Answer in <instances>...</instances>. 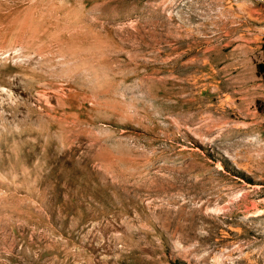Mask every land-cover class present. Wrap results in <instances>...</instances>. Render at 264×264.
I'll return each instance as SVG.
<instances>
[{
	"label": "rangeland",
	"instance_id": "374dc122",
	"mask_svg": "<svg viewBox=\"0 0 264 264\" xmlns=\"http://www.w3.org/2000/svg\"><path fill=\"white\" fill-rule=\"evenodd\" d=\"M263 39L264 0H0V264H264Z\"/></svg>",
	"mask_w": 264,
	"mask_h": 264
},
{
	"label": "bare ground",
	"instance_id": "6f19581e",
	"mask_svg": "<svg viewBox=\"0 0 264 264\" xmlns=\"http://www.w3.org/2000/svg\"><path fill=\"white\" fill-rule=\"evenodd\" d=\"M170 86V84H169ZM187 88H189L190 90V87L187 86ZM173 89H175L173 87ZM188 90V89H186ZM170 91V89L166 88V84L165 83H162L160 84V93L163 94V95H167L169 94L168 92ZM171 94V93H170ZM169 94V95H170ZM166 97V96H165ZM192 98V94L191 96H189ZM188 97V98H189ZM197 101L193 98V100H188L187 98L183 99V100H179V102L175 103L176 106H173V108H176L177 106L179 107V105H184V106H188L187 108L192 110L193 108V104H196ZM178 109V108H177ZM199 119V114L193 116V117H189V121L192 123L194 121H197ZM187 205H184L181 209H180V213H179V217H172L173 221L171 223L172 227H179L178 229H181L183 230L182 233H184L187 237L189 238H192V237H196L200 240V243H208V242H212L213 241V237H214V231L213 229L211 228V232L208 236H204V237H201L199 236L196 231H197V223L199 220H203V217L200 219L198 218V220H196V217L193 218L191 224L189 225H185L183 224L185 219H184V209ZM255 209H257L256 206H254ZM180 218V220H179ZM250 219V220H249ZM249 221L246 222L245 225H243L241 228H239L238 230H233L234 232H236L237 236L242 238V237H249L251 234H256L260 237H264V220H261L259 221V219L253 217V216H249L248 218ZM259 224V225H258ZM229 246V244L227 245ZM229 257V252H227L223 257H221V260H219V262H222L227 259ZM246 259H250L251 261V258L249 256L245 257Z\"/></svg>",
	"mask_w": 264,
	"mask_h": 264
},
{
	"label": "trees",
	"instance_id": "16d2710c",
	"mask_svg": "<svg viewBox=\"0 0 264 264\" xmlns=\"http://www.w3.org/2000/svg\"><path fill=\"white\" fill-rule=\"evenodd\" d=\"M261 48H262L263 53H264V39H263V43L261 45ZM257 72H258V74L264 76V61L257 64Z\"/></svg>",
	"mask_w": 264,
	"mask_h": 264
}]
</instances>
